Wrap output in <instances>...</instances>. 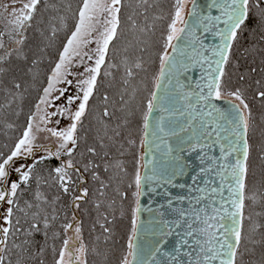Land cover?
I'll list each match as a JSON object with an SVG mask.
<instances>
[{
	"label": "snow or ice",
	"instance_id": "snow-or-ice-1",
	"mask_svg": "<svg viewBox=\"0 0 264 264\" xmlns=\"http://www.w3.org/2000/svg\"><path fill=\"white\" fill-rule=\"evenodd\" d=\"M40 3L41 0H28L22 9L11 13L12 19L8 21L11 30L8 35L19 37L14 41L17 45L24 43L23 33L31 26L30 22ZM138 3L151 6L149 0H138ZM189 4L192 5L190 9ZM124 6V0H81L74 13V30L70 31L66 43L62 45L58 62L51 68L47 86L42 90L43 95L39 97L35 111L28 118L22 137L8 153L0 152V208L3 209L0 211V264H28L30 259L36 260L43 255L49 247V241H52L54 264H87L85 257L88 247L82 235L83 224L75 212L81 209V202H89L93 187L92 194L98 193L99 196L93 201L97 216L92 230L95 231L98 225L101 235H111L108 209L114 208L117 197L126 199L127 193L121 185L127 172L123 164L119 160L113 161L108 152L101 155L95 144H87L86 138L79 134L78 127H83L90 98L98 90V78L103 75V79L107 80L113 76L109 69L119 71L121 66L124 75L119 104L113 103L112 110H109V96L103 97L105 106L102 118L107 119L99 121L104 128V135L99 137V146L106 147L103 143L105 138L115 145L128 127L130 101L125 96L129 94L138 71L144 69L142 61L139 58L133 60L127 49L124 50L120 63L109 62L110 47L113 50L112 57L117 55L114 41L118 39ZM213 11L219 14L213 15ZM135 27L133 23V28ZM148 30H151V26H148ZM140 31L144 32L145 29L141 28ZM245 31L254 40L259 33L258 40L264 42V0H210L203 9L197 4V0H174V12L163 38V54L159 57V73L154 79L156 90L147 98L146 110L142 114L140 147L146 149L145 154L151 150L147 139L150 128L151 135L156 137L160 133L161 139L169 135L179 136L190 130L187 140H181V151L185 150L183 145H187L190 151L199 147L202 152L218 145L220 160L224 162L220 163L207 152L200 155L202 167L198 175L204 177L203 186L189 188V207L176 210L178 219L172 222L163 219L159 221V238L147 258L138 243L140 197L145 185L156 181L157 177L154 170L153 175H142L137 169L133 180L127 185L128 188L134 185L135 207L131 210L132 227L127 240V252L121 256L120 264H162L156 259L157 254L163 257V264H246L245 255H255V249L248 248L245 243L250 238L246 235L248 230L245 228V220L250 223L251 233L264 227L253 223L251 215H245L246 200L255 203L257 194L264 200V192L259 190L251 196L246 194L250 155L248 133L253 127L254 118L249 103L246 102L245 90L242 87L229 89L230 76L226 71L232 60L233 48L239 44ZM55 33L56 28L53 27L52 35L55 36ZM208 34L218 43L206 45L204 41ZM0 49L5 50L4 55L0 56V63H3L12 52L5 49L2 36ZM169 49L172 55L169 54ZM255 50L256 44L253 43L241 55ZM259 51L264 52V48ZM76 60L84 65L77 84L82 95L77 94L73 98L66 96L67 88L57 89L56 85L72 84V80L67 77L73 75L70 67ZM36 62L33 61V64ZM87 62L92 63L89 65ZM261 63L264 64V60ZM105 65L107 67L102 74L101 69ZM195 69L200 72L198 80H189V83L181 81V75ZM35 75L38 74H34V78ZM239 79L244 80L245 77L241 75ZM260 83L256 81L257 85ZM162 85L165 92H168L169 86L173 88L171 95L175 97L178 106L172 110L164 106L165 97L157 94ZM13 87L20 89L21 84L14 83ZM54 91L58 92L56 100L66 97L69 106L76 104L75 110L64 107L52 113L45 112L41 106L52 103L49 97ZM131 95L134 98L135 89ZM256 96L264 107V89L259 90ZM217 102L231 105L228 135L224 137L221 136L223 129L219 121L225 119V113L217 106ZM156 110L161 113H178L184 123L179 124L178 131H166L165 121L173 116L170 114L166 117L162 114L154 123H150L149 117ZM118 112L120 115H117ZM58 115L69 119L70 123L60 128L59 119L51 120ZM113 121L115 124L111 126ZM50 122L55 126L48 127ZM41 133L47 135L41 136ZM52 138V145L41 142ZM82 140L85 141L83 150ZM223 141H227V144ZM128 143L133 144L134 141L128 139ZM120 150L122 154V145ZM171 151L169 148L168 152ZM260 151L264 153V144ZM234 155L233 162L230 158ZM140 159L143 160V156ZM260 159L264 162V155ZM142 167L147 168L148 165L144 164ZM101 168L108 174L106 178L101 177ZM180 170L183 171V167ZM192 179L196 185L197 177ZM164 182L171 183V178H166ZM261 187L264 188V182ZM109 188L112 189L111 197L106 191ZM3 205L7 207L3 208ZM176 229H182L175 232L178 240L171 251H164L167 238ZM37 235L43 236V243L35 239ZM96 239L99 240L100 236ZM56 241H59V247L56 246ZM38 264H44L43 259H39ZM247 264L257 262L248 261ZM258 264H264V251L261 252Z\"/></svg>",
	"mask_w": 264,
	"mask_h": 264
},
{
	"label": "trees",
	"instance_id": "trees-1",
	"mask_svg": "<svg viewBox=\"0 0 264 264\" xmlns=\"http://www.w3.org/2000/svg\"><path fill=\"white\" fill-rule=\"evenodd\" d=\"M80 4L81 0H41L33 20L30 22L31 26L23 33L24 43L15 45L10 51L12 55L5 62L0 63V69H3L0 71V152L8 153L14 143L22 137L28 118L34 112L42 90L47 85V77L50 76L51 68L58 62L62 45L66 43L70 31L74 30L72 28L75 22L74 13ZM124 4L118 39L114 41L117 55L115 58L112 57L113 50L110 47L109 62L120 63L124 50L127 49L128 55L133 60L139 58L142 61L144 69L138 71L129 88V94L125 96L130 101L128 127L122 132V138H118L115 145L105 138L103 143L106 147L99 146V137L104 135L103 125L99 121L107 119L102 118L105 106L103 97L109 96V110H112L113 103L119 104V94L123 90L121 80L124 75L123 66H121L119 71L115 68L109 69L113 76L108 77L107 80L103 79V75L98 78V90L90 98L88 110L83 118V127H78V132L86 138L87 144H95L101 155L108 152L113 161L119 160L123 164L127 176L121 187L127 193V197L123 200L117 197L114 208L108 209L111 221L108 226L112 229L110 237L107 233L101 235L98 225L95 227V231L92 230L93 221L97 216L93 201L99 196L98 193L92 194L94 187L90 190L89 202H81V209L76 210L75 214L83 224L84 243L88 247L87 264H120L121 256L126 255L127 240L132 227L131 210L135 207L134 185L132 188H128L127 185L133 180L137 169L141 170L142 114L146 110L147 98L154 89V79L159 73V57L163 54V38L174 12V0H149L150 7L139 4L138 0H124ZM157 17L163 18L157 19ZM133 23H135V28H133ZM148 26H151V30H148ZM53 27L56 28L55 36L52 35ZM141 28H144L145 31L141 32ZM10 30L11 27L4 20H0V33H3L4 45L17 39L15 36L8 35ZM258 36L259 33H257V39L254 40L248 31H245L239 44L234 46L232 60L226 68L230 76L229 89L242 87L245 90L246 102L249 103L254 118L253 127L248 133L250 145L248 191L246 193L248 196L257 190L264 192V188L261 187L264 182V162L260 159V156L264 155L260 151L264 144V136H262L264 107L261 106V101L256 96L259 90L264 89V71L261 70L264 69V64L261 63L264 60V52L259 51L264 48V42H260ZM141 41L146 43H141ZM253 43L256 44V50L250 54L241 55L244 49L251 48ZM17 49L19 51H14ZM140 49L146 50L140 51ZM1 51L2 49H0ZM33 61L37 62L33 64ZM106 67L107 65L102 67V74ZM34 74L38 75H35L34 78ZM241 75L245 77L244 80L239 79ZM256 81H260V85H257ZM14 83H20L21 88L15 89ZM133 89H135L134 98L131 95ZM117 115L120 113L118 112ZM114 124V121L111 122V126ZM108 135H111L110 131ZM128 139L134 143L129 144ZM41 142L46 143L45 140ZM84 144L85 141L82 140L81 150H83ZM100 175L102 178H106L108 174L101 168ZM89 183L92 182L89 181ZM106 191L111 197L112 189L109 188ZM245 203V215H251L253 223L264 225V200H261L257 194L255 203L251 200H246ZM71 214V210H69V216ZM58 227L59 222L57 223ZM245 228L248 230L246 235L250 237L245 243L248 248L255 249V255H245L246 264L248 261H256L258 264L261 252L264 251V227L251 233L250 223L245 220ZM97 236H100L99 240L96 239ZM35 239L43 243L42 235H37ZM48 243L49 247L43 255L36 260L30 259L28 264H38L39 259H43L44 264H54L52 241ZM56 246L59 247V241H56Z\"/></svg>",
	"mask_w": 264,
	"mask_h": 264
},
{
	"label": "water",
	"instance_id": "water-1",
	"mask_svg": "<svg viewBox=\"0 0 264 264\" xmlns=\"http://www.w3.org/2000/svg\"><path fill=\"white\" fill-rule=\"evenodd\" d=\"M210 0H197V4L201 9L205 8ZM192 5H189V9ZM219 13L213 11V15H218ZM188 18V17H186ZM206 45H212L218 43L214 41L211 34H208L205 39ZM179 43V42H177ZM169 54L172 55L169 49ZM187 77V79H186ZM200 77L199 69H195L192 72L185 73L180 76V79L184 83H189V80L194 82ZM175 81L173 80V85ZM156 90L155 87L153 91ZM173 91L172 86H169L168 92H165L164 86L162 85L158 91V96H164L165 99L163 104L166 108L170 110L174 109L176 106L175 97L171 95ZM217 106L220 107L225 113V119L219 121L222 126L221 136L228 135L229 129V111L231 105L226 102H217ZM168 117L170 114L173 116L172 119H166L165 129L166 131H171L172 129L179 130V124L184 123L183 118H179L178 113L174 112H164L161 113L159 110L153 112L149 117L150 123H154L161 115ZM152 128L149 130V135L147 137L150 151L142 148L141 156V174L153 175V170L157 177L156 181L150 182L145 185L144 192L140 197V208L139 221H138V243L142 246L145 258L147 254L152 250L153 245L159 238V221L161 219L172 222L178 219L177 211L178 209H187L189 188H194L197 185L203 186L202 181L204 177L198 175L200 168L202 167L200 162V155L207 152L209 155L215 157L220 163L224 161L220 160V150L219 146H214L213 149H204L203 152L198 147L195 151H190L187 149V145H183L185 150L181 151V140H187L190 136L191 131H186L180 133L179 136H166L161 139V134L157 133L156 137L151 135ZM227 144V141H223ZM171 148V153L168 149ZM233 162L235 160V155L230 158ZM147 164L148 167L144 168L142 165ZM183 167V171H181ZM175 172V175H172ZM214 175V174H213ZM197 177L196 185L193 184V177ZM171 178V183H166L164 180L166 178ZM218 186V181L216 182ZM183 185V187H181ZM151 189V190H149ZM225 196H227V191L225 190ZM183 198V199H182ZM169 201H171V206H169ZM182 229H176L173 235L168 237V243L164 246V251H171L173 245L178 240L176 236V231H181ZM131 259V258H130ZM156 259L161 261L163 264V257L157 254Z\"/></svg>",
	"mask_w": 264,
	"mask_h": 264
},
{
	"label": "rangeland",
	"instance_id": "rangeland-1",
	"mask_svg": "<svg viewBox=\"0 0 264 264\" xmlns=\"http://www.w3.org/2000/svg\"><path fill=\"white\" fill-rule=\"evenodd\" d=\"M27 2H28V0H0V20L1 21L4 20L6 22V24L9 27H11V25L8 24V21L10 19H12L11 13L13 11H19L20 9H22L23 4L27 3ZM189 5H188V7H189ZM2 35H3V33H0V36H2ZM17 39H19V37H17ZM15 45H17V44L15 42H12L8 45H5V49L7 51H11ZM92 46H94V45H92ZM4 51L5 50L2 49V51L0 52V56L4 55ZM87 63L89 65H91L92 62H87ZM83 68H84V65L81 64L78 60L74 61L73 65L70 67V71L73 72V75L67 77V79L72 80V84H70V85L58 84V85H56V88L57 89L67 88L68 91L66 93V96H71L73 98H75V96L77 94L82 95V93L79 91V89L77 87V84L79 83L78 76L80 73L83 72ZM50 75H51V73H50ZM82 78H84V77H80V79H82ZM42 95H43V92H42L41 96ZM57 95H58V92L54 91L52 96L49 97V99L52 101V103L50 105H42L41 106L45 112L52 113V112H55L58 109H61L64 107H71L73 110H75L76 104L69 106L67 104L66 97H61L59 100H56L55 97ZM38 102H39V100H38ZM76 103L78 104L79 101H77ZM56 119H59L61 121L60 126H59L60 128H64L70 123L69 119L65 118L64 116L58 115V116H53L51 118L52 121H55ZM47 126L48 127H54L55 125L52 122H50ZM40 135L43 136V135H47V134L41 133ZM45 141H46V144L52 145L54 143V138H52V140H45ZM13 178H15V173L13 174ZM6 207H7V205H3V208H6ZM2 210L3 209L0 208V211H2ZM85 259H86V257H85Z\"/></svg>",
	"mask_w": 264,
	"mask_h": 264
}]
</instances>
